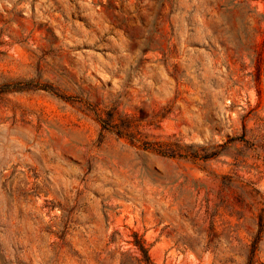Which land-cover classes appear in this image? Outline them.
<instances>
[{
	"label": "rangeland",
	"instance_id": "374dc122",
	"mask_svg": "<svg viewBox=\"0 0 264 264\" xmlns=\"http://www.w3.org/2000/svg\"><path fill=\"white\" fill-rule=\"evenodd\" d=\"M0 264H264V0H0Z\"/></svg>",
	"mask_w": 264,
	"mask_h": 264
},
{
	"label": "trees",
	"instance_id": "16d2710c",
	"mask_svg": "<svg viewBox=\"0 0 264 264\" xmlns=\"http://www.w3.org/2000/svg\"><path fill=\"white\" fill-rule=\"evenodd\" d=\"M102 122H103V120H102ZM112 128V130H114L115 132H119L118 134H123V133H121L118 129H117V127L115 126V127H111ZM178 143V142H177ZM177 144H175V146H176ZM150 148H152V149H155V147L154 146H156V145H151V144H149L148 145ZM174 145L173 144H161V145H158V149L156 148V150L157 151H159V152H161V153H164V154H169L168 156H171V157H175L176 155V153H174L175 151L172 149V147H173ZM149 147H147V149H149ZM169 152V153H168ZM141 249L143 250V252L145 253V254H147L146 253V251H145V249L143 248V247H141Z\"/></svg>",
	"mask_w": 264,
	"mask_h": 264
}]
</instances>
